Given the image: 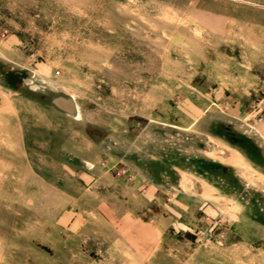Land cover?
I'll list each match as a JSON object with an SVG mask.
<instances>
[{
    "label": "rangeland",
    "instance_id": "rangeland-1",
    "mask_svg": "<svg viewBox=\"0 0 264 264\" xmlns=\"http://www.w3.org/2000/svg\"><path fill=\"white\" fill-rule=\"evenodd\" d=\"M0 264H264V0H0Z\"/></svg>",
    "mask_w": 264,
    "mask_h": 264
},
{
    "label": "bare ground",
    "instance_id": "bare-ground-1",
    "mask_svg": "<svg viewBox=\"0 0 264 264\" xmlns=\"http://www.w3.org/2000/svg\"><path fill=\"white\" fill-rule=\"evenodd\" d=\"M63 99V98H62ZM67 101V100H66ZM65 100H59L60 107H62L66 112L71 116H77V108L75 103H71L70 101L66 102ZM67 105L68 108H64V105Z\"/></svg>",
    "mask_w": 264,
    "mask_h": 264
},
{
    "label": "water",
    "instance_id": "water-1",
    "mask_svg": "<svg viewBox=\"0 0 264 264\" xmlns=\"http://www.w3.org/2000/svg\"><path fill=\"white\" fill-rule=\"evenodd\" d=\"M67 101H68V100H67ZM67 101H66V102H67ZM56 104H57L58 106H60V104H59V100L56 101ZM64 108H68L66 104L64 105Z\"/></svg>",
    "mask_w": 264,
    "mask_h": 264
}]
</instances>
